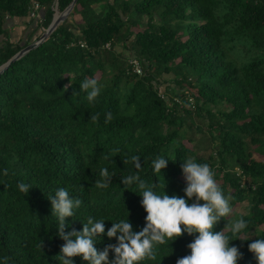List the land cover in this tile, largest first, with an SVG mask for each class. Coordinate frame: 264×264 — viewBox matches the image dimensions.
Wrapping results in <instances>:
<instances>
[{
    "label": "trees",
    "instance_id": "16d2710c",
    "mask_svg": "<svg viewBox=\"0 0 264 264\" xmlns=\"http://www.w3.org/2000/svg\"><path fill=\"white\" fill-rule=\"evenodd\" d=\"M72 2L0 0V68ZM34 3L42 24L23 45L13 42L8 22L30 17ZM77 14L82 24L67 19L0 74V169L8 172L0 176V264H61L63 241L46 194L58 186L81 199L66 231H79L88 217L109 220L107 229L126 212L133 228H142L141 197L120 181L133 154L141 178L157 191L164 183L169 196L184 195L182 159L208 163L231 207L248 204L232 218L248 221L240 238L249 239L230 245L243 253L237 264H256L247 244L264 235V0H78L68 18ZM132 56L142 62V76L131 72ZM99 71L103 88L89 103L78 85ZM162 153L174 160L160 176L149 162ZM101 167L115 173L105 189L95 187ZM19 182L32 185L27 194ZM194 235L182 232L172 252L162 245L156 259L139 264H175ZM108 243L114 238L94 246Z\"/></svg>",
    "mask_w": 264,
    "mask_h": 264
},
{
    "label": "clouds",
    "instance_id": "9594fccd",
    "mask_svg": "<svg viewBox=\"0 0 264 264\" xmlns=\"http://www.w3.org/2000/svg\"><path fill=\"white\" fill-rule=\"evenodd\" d=\"M78 86L89 103L95 101L103 88V84L95 78H84ZM97 118L98 114L90 116L93 121ZM111 119L112 113H105L104 122L108 123ZM114 151L118 153L119 149ZM170 160L174 159L169 153L155 155L149 162L151 172L161 176V170ZM123 162L130 164L131 169L129 174L120 176V181L124 188L133 190L141 197L140 205L146 213L143 227L135 230L126 212L125 217L111 220L107 229L105 221L109 220L88 217L79 231H66V218L74 217L81 199L72 195L68 187L58 186L46 194L51 216L55 218L56 236L63 241L58 255L61 264H75L73 257H79L87 264H139L146 258L156 259L162 245L169 247L172 252L170 243L180 237L182 232L196 235L187 244L189 253L178 258L175 264H237L243 253L237 245H230V241L249 239L240 238L248 230V221L243 217L232 218L230 196L218 186L208 163L199 162L194 157L182 159L184 195L169 196L163 190L164 183L157 191L154 183L141 178L138 155L127 156ZM7 174V169H0V176ZM98 175L95 187L105 189L111 184L115 173L107 167H101ZM31 187L25 182L17 184V189L23 194H27ZM221 220L225 222L224 227L214 230ZM104 237L110 241L114 238V243H108L98 250L94 245ZM256 237L247 244V249L253 254L256 264H264V235Z\"/></svg>",
    "mask_w": 264,
    "mask_h": 264
},
{
    "label": "rangeland",
    "instance_id": "374dc122",
    "mask_svg": "<svg viewBox=\"0 0 264 264\" xmlns=\"http://www.w3.org/2000/svg\"><path fill=\"white\" fill-rule=\"evenodd\" d=\"M60 13V12H59ZM71 22H75L76 24H82V18L77 14V15H74V16H71L70 18H68ZM35 20V21H33ZM41 19H40V16L36 15V17H28V18H25V19H15V20H12L11 22L9 21L8 24H7V27L10 28L12 31H11V38H12V41L13 42H19L20 40H22V45L25 43L28 35L32 32V27L33 28H36L37 27V24H42L41 23ZM46 30H44L43 28L40 29L38 31V33L34 36V38L32 39L33 41L38 37V36H42L44 33H45ZM185 40V39H184ZM119 52H121V48L117 49ZM95 77L96 79H101L102 77V73L99 71L95 74ZM167 87V84H163L161 87ZM170 94H172V91H169ZM200 135H198L199 137ZM201 139L203 140V143L206 142L205 139H203V137H201ZM187 146L189 148H192V145L190 144H187ZM208 146V145H207ZM205 147V146H204ZM202 155H208L209 152L205 149L201 152ZM259 158V156L257 157ZM183 181V177L181 178ZM248 204L247 202L243 203V204H240V205H237L236 207H233V213H232V216L235 214V213H240V214H243L246 212V208H247Z\"/></svg>",
    "mask_w": 264,
    "mask_h": 264
},
{
    "label": "water",
    "instance_id": "95a60500",
    "mask_svg": "<svg viewBox=\"0 0 264 264\" xmlns=\"http://www.w3.org/2000/svg\"><path fill=\"white\" fill-rule=\"evenodd\" d=\"M77 2H78V0H73L71 5L65 11H63L61 13H59L58 10H56V13L54 15L52 23L50 24L48 29L45 31V33L40 37V39L35 41L34 43L28 45L27 47L23 48L7 64L2 66L0 68V74H2L5 70H7L8 67L12 63L18 61L24 55H26L27 53L31 52L32 50L36 49L38 46H40L41 44L46 42L50 38V36L57 30V28L68 19V17L70 16L72 11L74 10V7L76 6Z\"/></svg>",
    "mask_w": 264,
    "mask_h": 264
},
{
    "label": "built area",
    "instance_id": "2783aa9c",
    "mask_svg": "<svg viewBox=\"0 0 264 264\" xmlns=\"http://www.w3.org/2000/svg\"><path fill=\"white\" fill-rule=\"evenodd\" d=\"M40 6L36 3L33 5V11L30 13V16L36 17V15L41 17V14L39 13ZM82 48L86 47L84 43H79ZM72 46H75V44H72ZM106 49H110V45L108 44L106 46ZM129 67L132 73L136 74L137 76L143 75V65L142 62L135 56L130 57L128 60ZM164 97V96H163ZM190 103L193 104V100L190 99Z\"/></svg>",
    "mask_w": 264,
    "mask_h": 264
}]
</instances>
